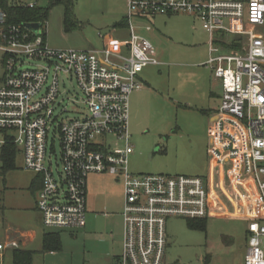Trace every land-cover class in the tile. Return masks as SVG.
Here are the masks:
<instances>
[{
	"label": "built area",
	"instance_id": "built-area-1",
	"mask_svg": "<svg viewBox=\"0 0 264 264\" xmlns=\"http://www.w3.org/2000/svg\"><path fill=\"white\" fill-rule=\"evenodd\" d=\"M176 14L190 16L208 34L207 65L220 82L221 96L208 130L207 155L213 169H225L246 222L243 264H264V0H127L128 39L107 43L97 52L48 48L44 25L37 33L22 25L0 29L5 69L0 152L12 146L23 168L41 177L36 208L46 228L83 227L89 175L120 179L123 236L116 264H164L167 219H205L208 191L199 177L129 171V98L141 89V71L158 64L151 44L135 33L131 20ZM4 19L0 12V24ZM215 35L225 37L220 44L239 42L238 51L224 52ZM25 61L35 66L22 69ZM60 75L74 81L87 115L54 128L60 156L53 172L47 136ZM10 247L17 245L10 242L0 250Z\"/></svg>",
	"mask_w": 264,
	"mask_h": 264
},
{
	"label": "rangeland",
	"instance_id": "rangeland-1",
	"mask_svg": "<svg viewBox=\"0 0 264 264\" xmlns=\"http://www.w3.org/2000/svg\"><path fill=\"white\" fill-rule=\"evenodd\" d=\"M13 1L48 10L43 24L48 48L82 51L102 48L98 34L108 33L112 22L125 17L127 4V0ZM69 5L71 11L66 10ZM153 28L151 32L144 27L137 32L151 43L160 65L141 71L138 76L145 82L146 90L132 93L129 99L128 131L133 149L129 171L135 175L199 177L208 191L205 229L191 227L198 220L167 219L164 264H243L246 222L226 181L225 169H213L207 155L209 117L217 111L220 99V82L203 66L208 60V34L199 22L183 14L157 19ZM224 38L215 35L219 47L228 54L236 53L239 42L238 47L220 44ZM2 58L0 53V86L5 74ZM33 66L35 63L25 61L22 69ZM86 115L82 94L74 81L60 75L59 97L47 136L53 170L60 156L59 135L54 128ZM107 140L113 144L112 137ZM107 175L86 179L87 208L96 213L94 220L89 217L87 221H91L97 234L87 238L79 230L49 229L59 236L61 249L54 254L36 255L33 264H111L106 253L119 254L120 245L111 247V242L109 245L99 233L109 226L115 235L121 226L123 232V221L118 215L123 196L117 194L116 177ZM33 178L32 172L23 168L20 155L15 157L13 170H0L1 218L2 207L15 211L34 208L35 192L30 187ZM256 208L263 216V211ZM1 237L0 233V242ZM35 251H40L39 245ZM6 257L9 254L5 255L4 264H8Z\"/></svg>",
	"mask_w": 264,
	"mask_h": 264
},
{
	"label": "crops",
	"instance_id": "crops-1",
	"mask_svg": "<svg viewBox=\"0 0 264 264\" xmlns=\"http://www.w3.org/2000/svg\"><path fill=\"white\" fill-rule=\"evenodd\" d=\"M176 15H179V14H176ZM176 15H172V16H176ZM183 15H185V14H183ZM172 16H153V17H146V18L134 17L131 20V24L133 25L136 34H137L138 30L142 29L143 27H144L145 31L151 32L154 29L153 28L154 22L157 19L171 18ZM76 23H77V21H76ZM138 23H140V24H138ZM147 27H149L150 29L147 30ZM45 29H44V33H45V38H46ZM98 37L101 38V40H102V48L104 46H106L107 43H110V42H114V41L124 42V41H126L129 37V30H128V25H127L126 15H125V17H121L119 20L112 22L111 26H110V31H108V33L103 34V35L98 34ZM140 37H142V36H140ZM45 38H44V40H45ZM142 38H144V37H142ZM144 39H146V38H144ZM208 40H209V37H208ZM232 40H234V37L232 38ZM207 44H208V41H207ZM152 48H153V46H152ZM100 50H93V52H95V51L97 52ZM224 52H226V51H224ZM124 53H125V51L123 50V54ZM2 57H3V55H2ZM155 58H156V54H155ZM156 60H157L158 64L157 65H150V66H159L160 63H159L157 58H156ZM203 66L208 67L207 61H206V63H204ZM208 69L212 73V71L209 67H208ZM137 80L141 85V89L137 90L135 92H139V91L145 92V90H146L144 88L145 82L139 76L137 77ZM220 96H221V87H220ZM130 97H131V95H130ZM219 104H220V99H219ZM214 113L211 114L209 117V125H208V129H207V134H208V130L211 126V123L213 122ZM208 141H209V138H208ZM17 155H19V154H17ZM1 166H2V164L0 162V169H1ZM32 174H33L34 178L31 181L30 187H31V191L35 192L34 193V208L33 209H23V210L17 209L15 211V209H5L4 207H2V218L0 217V233H1L2 237H1L0 245L5 246L10 242H15L17 247L16 248L10 247V248L1 249L0 250V264H4L6 254H9V258L6 257L7 263L13 264V254L15 251H25V252L32 253L31 264H33L34 258L38 254L48 255V254H54V253L58 252V251L42 252V241H43L44 235H46V234H57V233L55 231L49 230V229H56V228H46L42 225L41 214L39 213V211L36 208L37 196H38V193H39L40 188H41V177L39 175L34 174V173H32ZM103 175H105V174H103ZM103 175H89V176H97V178H101ZM107 176H110V175H107ZM111 177H113V176H111ZM114 182L117 183V185H118L117 194L118 195L122 194V196H123V201H122V204H123L124 193H123L122 182L118 178L114 179ZM122 207H123V205H122ZM118 215H120L122 218V210H121L120 214H118ZM89 217H90V220H94L96 217V213L93 211H90L87 208V191H86L85 221H84L83 227L81 229H77V230L82 231L81 233H84V235L87 238L97 234L94 230V225H90L91 221L89 222V219L87 221V218H89ZM18 221H21V223ZM111 226H114V225H111ZM57 230H61V229H57ZM113 231L110 230V226H109V229H106L105 232H101L99 234L105 236V242L109 243V245L111 242V245H110L111 247H113V245L118 243L120 245L121 250H122V236H123L122 226H121V229H120L118 235H115V233ZM245 239H246V228H245ZM37 245L40 246L39 252L35 251ZM245 251H246V249H244V254H245ZM120 254H121V251L119 254H115V255H114V252H107L106 257H107V259H109V262L111 261V264H116V260L120 256ZM243 259H244V255H243Z\"/></svg>",
	"mask_w": 264,
	"mask_h": 264
},
{
	"label": "trees",
	"instance_id": "trees-1",
	"mask_svg": "<svg viewBox=\"0 0 264 264\" xmlns=\"http://www.w3.org/2000/svg\"><path fill=\"white\" fill-rule=\"evenodd\" d=\"M69 8V9H68ZM66 10L71 11V6H67ZM0 12L5 14L3 24H0V29L7 28L11 25H22L45 23L48 10L37 9L34 6L19 5L13 0H0ZM45 38V33H44ZM17 151L12 146H6L0 152V162L2 164L1 171L6 173L14 169V160L17 156ZM199 222L193 223L192 228L205 229L204 219L198 220ZM61 244L57 234H46L42 241V252L59 251ZM32 253L25 251H15L13 254V264H31Z\"/></svg>",
	"mask_w": 264,
	"mask_h": 264
},
{
	"label": "water",
	"instance_id": "water-1",
	"mask_svg": "<svg viewBox=\"0 0 264 264\" xmlns=\"http://www.w3.org/2000/svg\"><path fill=\"white\" fill-rule=\"evenodd\" d=\"M40 24L39 23H32V24H25L24 27L33 33H37L40 29Z\"/></svg>",
	"mask_w": 264,
	"mask_h": 264
}]
</instances>
